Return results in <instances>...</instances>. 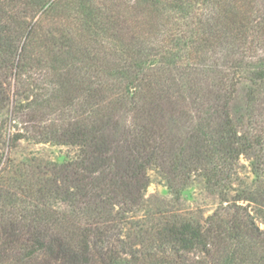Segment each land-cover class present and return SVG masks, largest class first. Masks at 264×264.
<instances>
[{
  "label": "trees",
  "instance_id": "1",
  "mask_svg": "<svg viewBox=\"0 0 264 264\" xmlns=\"http://www.w3.org/2000/svg\"><path fill=\"white\" fill-rule=\"evenodd\" d=\"M0 115L78 151L0 153V264H264V0H0ZM153 168L220 206L140 217Z\"/></svg>",
  "mask_w": 264,
  "mask_h": 264
},
{
  "label": "rangeland",
  "instance_id": "2",
  "mask_svg": "<svg viewBox=\"0 0 264 264\" xmlns=\"http://www.w3.org/2000/svg\"><path fill=\"white\" fill-rule=\"evenodd\" d=\"M4 115H0V153L8 154L9 160L17 163L35 160L36 162L63 164L76 157L77 148L70 145L57 144L55 142H38L23 132L22 138L13 142L8 147V136L17 133L18 129L10 124ZM242 177L246 179L249 186L258 187V177L253 174L249 161L242 160ZM150 184L145 191V207L139 213L140 217L152 213L158 214L171 212L187 220L205 222L206 219L220 206V198L207 185L206 179L195 176L191 182L179 192L169 187L166 179L160 171L153 168L148 171ZM252 211L258 225L264 229L263 220L256 214V207L253 204L245 203Z\"/></svg>",
  "mask_w": 264,
  "mask_h": 264
}]
</instances>
